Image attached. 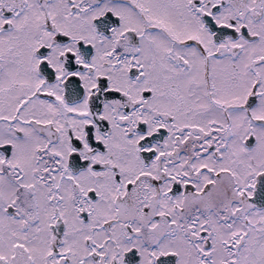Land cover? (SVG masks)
Masks as SVG:
<instances>
[{
    "label": "snow or ice",
    "instance_id": "6c2138e0",
    "mask_svg": "<svg viewBox=\"0 0 264 264\" xmlns=\"http://www.w3.org/2000/svg\"><path fill=\"white\" fill-rule=\"evenodd\" d=\"M0 264H264V0H0Z\"/></svg>",
    "mask_w": 264,
    "mask_h": 264
}]
</instances>
